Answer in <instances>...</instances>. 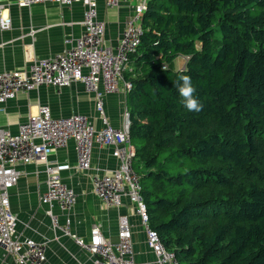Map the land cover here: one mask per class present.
<instances>
[{"label": "trees", "instance_id": "1", "mask_svg": "<svg viewBox=\"0 0 264 264\" xmlns=\"http://www.w3.org/2000/svg\"><path fill=\"white\" fill-rule=\"evenodd\" d=\"M141 25L124 78L149 228L180 264H264V0H150Z\"/></svg>", "mask_w": 264, "mask_h": 264}, {"label": "built area", "instance_id": "2", "mask_svg": "<svg viewBox=\"0 0 264 264\" xmlns=\"http://www.w3.org/2000/svg\"><path fill=\"white\" fill-rule=\"evenodd\" d=\"M121 1H133L132 13L124 24L121 36L113 47L105 44V23L98 19L97 0H15L19 7L55 4L69 8L80 4L83 8L82 32L73 45L45 59L33 61L25 75L0 72V105L15 98L18 93H27L39 87H51L59 94L73 84H80L95 97V110L103 126L96 129L86 116L72 114L68 117H53L48 106H39L35 114L28 116L17 126L15 134L0 128V251L11 255L15 264H43L45 246L31 239L15 237L16 218L9 208L8 192L18 182V166L37 162L45 164L46 190L41 203L52 209L69 211L76 204L75 193L61 180L58 169L47 164L49 155L73 141L77 157V169L90 170L94 145L112 148V156L118 161V169L110 174L90 177L92 193L108 208H119L124 198L135 207V213L145 231L146 244L158 264H180L175 255L161 243L156 232L149 228L145 204L141 195L139 177L132 167L135 149L129 140V115L123 114L122 126L112 128L106 122L104 97L131 89L134 78L130 57L139 47L143 33L141 18L150 0H104L107 9H117ZM5 7L0 4V30L10 28L3 17ZM166 66L163 65L162 69ZM101 86V90L99 87ZM52 222L56 218L48 212ZM68 223V222H67ZM67 227V226H66ZM69 234L68 228L63 230ZM76 245L95 257V264H135L133 261L132 235L125 217L119 219L117 241L105 239L97 225L90 229L87 242L71 237Z\"/></svg>", "mask_w": 264, "mask_h": 264}, {"label": "crops", "instance_id": "3", "mask_svg": "<svg viewBox=\"0 0 264 264\" xmlns=\"http://www.w3.org/2000/svg\"><path fill=\"white\" fill-rule=\"evenodd\" d=\"M0 4L5 7L3 17L10 23L9 29L0 30V72L23 76L33 61L52 57L69 48L82 32L83 8L80 4L69 8L55 4L24 8L17 6L15 0H0ZM133 5V1H121L117 9H107L104 0H97L98 19L106 25L105 44L113 47L117 44ZM185 62V57H178L174 62L175 70L182 69ZM118 88L117 93L104 97L106 122L115 129L122 126L123 114L127 111L121 83ZM39 106H48L55 118L80 114L86 116L96 129L103 126L95 110L94 95L87 93L82 85L73 84L59 94L53 88L43 86L18 93L14 99L0 105V128L15 134L17 126L35 114ZM111 153L110 147L94 145L87 172L77 169L73 141L49 155L47 164L58 169L62 182L76 195V204L69 211H61L55 206L49 209L41 203L46 190L44 163L16 168L20 173L19 180L8 192L9 208L16 218L14 235L18 240L42 243L45 246L43 264H95V257L76 245L71 237L87 242L91 227L97 225L105 239L114 243L122 217L126 218L131 231L134 263L158 264L146 244L145 231L130 201L124 198L119 208H108L92 193L91 176L110 174L118 169V161ZM49 211L57 220L55 224ZM67 228L71 237L63 231ZM0 264H15V259L0 251Z\"/></svg>", "mask_w": 264, "mask_h": 264}, {"label": "clouds", "instance_id": "4", "mask_svg": "<svg viewBox=\"0 0 264 264\" xmlns=\"http://www.w3.org/2000/svg\"><path fill=\"white\" fill-rule=\"evenodd\" d=\"M172 83L176 87L183 106L188 111H200L201 105L194 96L195 89L193 88L191 78L188 75H182Z\"/></svg>", "mask_w": 264, "mask_h": 264}, {"label": "rangeland", "instance_id": "5", "mask_svg": "<svg viewBox=\"0 0 264 264\" xmlns=\"http://www.w3.org/2000/svg\"><path fill=\"white\" fill-rule=\"evenodd\" d=\"M180 61L182 62V60H180ZM180 61H179V62H180ZM176 66H177V65H174L175 68H176ZM176 70H177V69H176Z\"/></svg>", "mask_w": 264, "mask_h": 264}]
</instances>
